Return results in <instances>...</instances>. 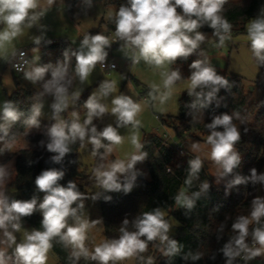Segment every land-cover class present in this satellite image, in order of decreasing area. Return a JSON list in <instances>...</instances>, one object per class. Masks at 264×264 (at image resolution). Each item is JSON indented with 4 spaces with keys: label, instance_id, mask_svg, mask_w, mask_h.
Masks as SVG:
<instances>
[{
    "label": "clouds",
    "instance_id": "obj_1",
    "mask_svg": "<svg viewBox=\"0 0 264 264\" xmlns=\"http://www.w3.org/2000/svg\"><path fill=\"white\" fill-rule=\"evenodd\" d=\"M226 2L227 0H129L128 6L122 5L115 12V36L118 41L123 42L119 50L133 64L143 61L159 69L165 64L171 65L180 58L187 59L196 53L208 39L206 34L200 31L205 26L213 30L216 47H223L225 42L232 38V25L222 15ZM48 3L52 4L53 0H48ZM37 9H40L39 0H0V24L6 26L0 30V48L11 43L21 35L25 26L32 27L33 23L44 15L46 9ZM41 39L42 37H35L34 42L38 45ZM247 39L257 65L264 66V6L250 19L247 25ZM111 45L112 41L102 33L83 36L79 50L72 53L76 59L75 73L82 83L88 79L97 64L104 65L108 56L107 49ZM199 55L203 58H198L189 65L191 73L188 77L190 85L187 92L196 97L190 107L204 108L213 101L219 106L217 94L221 88L229 87V81L217 74L203 50ZM64 56L67 60L68 51L64 52ZM50 69L51 78L43 84V92L39 93V96L50 94L54 97L51 107L57 122L46 130V148L54 153L51 161L61 163L72 151L71 145L77 141L82 145L85 141L92 145L93 156L97 155L101 148H105L106 154H110L124 141L118 129L131 126L133 131L129 139L135 151L124 159H114L107 165L101 164L93 172L96 183L105 191L130 192L137 174L135 165L147 157V153L141 151L143 144L137 134L141 126V121L137 119L142 110L141 105L127 95H116L111 100L110 108L111 114L116 117V126L109 124L98 131L93 120L103 117L109 112V108L100 103L94 93L85 102L87 115L83 122L73 113L74 118L68 123L59 119V114L67 109L69 102L68 85L71 81L66 80V63L56 67L51 64H33L24 70L23 75L35 84L44 80ZM162 77V88L151 85L148 95L152 100L159 99V102L164 104L171 98L172 89L182 76L179 69L171 68L164 71ZM114 90L115 83L105 80L100 85L99 94L107 97ZM71 98L78 99L79 92H73ZM42 107L41 103L33 105L31 115L24 121V135L28 134L29 129L40 127L38 117ZM23 115L11 101H4L0 105V144L3 145L0 147V154L13 150L16 139L10 137L9 130ZM233 115L239 118L238 113ZM233 115L225 113L214 116L212 122L205 125L209 133L206 140L210 147L208 155L217 166V175L220 178L233 174L241 163V157L235 149L241 134L233 123ZM105 141L107 143H104ZM40 144L44 146L45 142L40 141ZM192 148L199 150V143H193ZM189 165V176L185 180L187 185H191L192 177L201 170L202 160L197 156L189 161ZM8 169L9 165L0 164V264H47L48 253L54 240L65 249H70V264H79L81 258L96 264H118L133 257L145 261L142 254L148 250L149 243L154 241H159L162 255L169 259L178 255L183 247L177 240L169 238L171 226L165 219V213L156 208L133 219L131 224L134 230L131 231L128 228L130 221L125 218L117 238L105 240L89 251L86 247L88 230L102 223V219L92 220L85 216V197L76 183L69 181L67 186H62L59 181L63 179L64 171L56 168L46 169L35 178L36 189L44 193L43 198L39 199L34 195L29 200H18L6 191L7 182L11 177ZM242 183L264 185V173L252 168L248 176L236 174L226 187L230 189ZM208 188L207 182L201 185V191ZM199 195L200 192L189 196L181 191L175 200L178 206L191 210L195 205V198ZM104 199L110 200L111 197L105 196ZM37 211L42 215L40 228L26 230L23 239L18 242L15 234L21 230L23 218L30 217ZM224 228L225 225L221 223L218 230L223 232ZM231 232L233 235L219 249L225 258V264H235L238 258L247 264L248 261L264 255V197L257 196L251 200L248 214L235 218L231 224ZM202 256V253L195 252L188 253L183 258L196 262L201 260ZM211 258L215 259V255ZM145 264H154L153 258L148 257Z\"/></svg>",
    "mask_w": 264,
    "mask_h": 264
},
{
    "label": "trees",
    "instance_id": "obj_2",
    "mask_svg": "<svg viewBox=\"0 0 264 264\" xmlns=\"http://www.w3.org/2000/svg\"><path fill=\"white\" fill-rule=\"evenodd\" d=\"M264 0H227L224 5L222 15L231 23V34H237L246 30V25L250 19L254 18ZM128 6L129 0H121L118 10L121 6ZM117 10V11H118ZM115 14L103 20L108 34L115 36ZM203 33H211L212 29L203 27ZM116 37V36H115ZM51 43V45H50ZM123 42L116 41L115 45L120 46ZM45 49L56 51L55 66L66 63L68 75L66 80H70L68 92L76 79L75 65L76 59L72 55L78 51L70 41L61 40L49 42L44 45ZM68 51L69 56L65 59L64 52ZM198 49L196 53L187 59L180 58L170 65V69H179L182 80L188 79L191 70L189 65L192 61L201 58ZM264 69V66H261ZM217 74L225 77L229 81L228 88H221L218 96L219 106L213 101L204 108L193 109L190 105L196 99L190 96L186 91L179 100V113L177 116L170 117L171 123L161 117L163 123L169 127L175 128L182 126L187 132H198L202 136H208L206 124L211 123L214 116L222 114H239V118L233 115V123L240 130V141L235 145L236 151L241 157V163L233 174L226 176L227 183L233 179L236 174L241 176L250 175V169L256 168L258 172L264 171V81L259 82L262 87V97L259 100H252L250 92L246 91L243 77L226 71L216 70ZM51 78V69L46 73L44 80L37 82V86L23 85L19 76H15V90L7 95V101H11L24 113L20 121L9 130L10 137L15 139L26 129L24 121L31 115V109L41 97L39 93L43 92V84ZM139 85L140 83L136 81ZM89 90V89H88ZM88 90L77 100L76 105L69 109L71 117L67 116V122L71 123L73 113H76L81 122L87 115L85 102L89 98ZM41 131L38 133H28L26 138L31 142V146L21 149L15 161L14 175L11 180V186L21 190L22 196L18 200H29L34 196L36 189L35 178L43 170L56 168L64 171V177L59 181L62 186H67L69 181L76 183L78 189L85 199L88 196V188L93 182H96L93 175L94 169L101 164L107 165L114 156L112 153L106 154V149L98 150L94 157L92 169H81L79 161V151L83 145L80 141L71 145L72 151L67 154L59 164L51 161L54 153L46 148L48 137L46 130L55 122L42 120L38 117ZM107 112L101 118L93 120V124L98 128L105 127ZM40 141H44L42 146ZM104 143H107L106 141ZM141 151L147 153L145 158L146 166L150 172L151 179L143 181V189L127 194H109L110 200L104 197L99 202V208L104 225V234L106 239H113L119 236V228L122 221L127 218L130 223L129 230H134L131 221L143 212H149L156 208L166 210L169 216H173L178 225L170 239H175L183 247L178 255L171 259L164 257L161 253V245L158 241L150 242L148 250L142 255L145 261L152 257L159 264H225V258L219 251L233 235L231 224L238 215H247L250 210L251 200L257 196L258 183H242L228 189L226 184H215L206 165L202 162V168L196 176L192 177L191 185L185 184L189 176V161L197 156L186 154L179 156V152L168 141L156 134H145L142 141ZM103 156V159H101ZM207 182L209 188L201 191V185ZM192 196L193 193L200 192L198 198H195V205L191 210L178 206L175 197L181 192ZM227 191V195H226ZM32 228L39 229L41 226L42 215L35 212L30 217L24 218ZM225 225L224 231L220 232L219 226ZM219 237V239H218ZM250 241V238H249ZM58 257L59 264H70L68 256L70 249H65L62 244L53 241L51 249ZM200 252L202 259L196 262L185 260L183 257L188 253ZM215 255V259L211 257ZM136 258V257H135ZM136 258V264L145 263ZM85 259L81 258L79 264H84ZM235 264H245L241 259H237ZM247 264H250L247 262Z\"/></svg>",
    "mask_w": 264,
    "mask_h": 264
},
{
    "label": "rangeland",
    "instance_id": "obj_3",
    "mask_svg": "<svg viewBox=\"0 0 264 264\" xmlns=\"http://www.w3.org/2000/svg\"><path fill=\"white\" fill-rule=\"evenodd\" d=\"M120 1L121 0H90L89 4V0H53V3L49 4L48 0H39L40 9H46L44 15L33 23L32 27L29 28L25 26L21 35L15 40L6 44L3 48H0V105H2L4 101H7V95L15 90V76L20 77L23 85L37 86V83L33 84L25 79L23 73H16L11 69L10 60L12 54L16 50H27L30 57V64L27 69L33 64L39 66L51 64L54 67L56 51L50 48L45 49L42 45L49 42L68 40L79 49L80 42L85 34L94 35L97 33H105L108 35L107 37H109L110 41H112L111 47L107 49L108 56L105 62L108 64L113 62L117 65V68L103 69L100 64H97L95 69L90 73L88 79L83 83L76 75V79L68 92V107L59 114V119L67 122V116L71 117L69 109L74 107L77 100L89 89V96L96 93L98 101L109 108L106 126L111 124L115 127L116 117L110 112L111 100L116 95H127L135 102L139 103L142 108L137 116V119L141 121V126L137 131L141 143L145 134H156L165 141H168L175 148L177 145L176 143L179 142L184 147L187 154L199 156L208 168L212 181L215 184H226V177H218L217 166L209 158L208 154L210 152V147L206 144L207 136L204 137L198 132H187L182 126L178 125L175 128L169 127L168 124L163 123L161 120L162 117L166 119L167 122L171 123L172 119L170 117L178 115L179 100L187 91L190 80L186 79L177 82L172 89L171 98L168 99L166 103L161 104L159 99L152 100L148 95L151 91L150 86L157 85L162 88V73L170 70V65L165 64L162 68L158 69L145 64L143 61L139 64H133L132 61L126 58L119 50L120 46L115 45V42L112 40V34H108L103 20L115 14L118 10ZM40 9H37V11H40ZM247 25L244 32L231 34L232 38L227 40L223 47H216V37L211 33H206L208 39L201 45L200 50H203L207 54L211 66H213L215 70L226 71L243 77L246 91L250 92L251 99L254 101L262 97V87L259 82L264 81V69L261 66L259 67L252 57L249 41L247 39ZM5 27V25L0 24V30H3ZM200 31L202 30L200 29ZM35 37H42L38 45L34 42ZM105 80L115 83V90L107 97H103L99 94L100 85ZM136 81L140 84L138 85ZM73 92H79L78 99L71 98ZM219 94L220 91L217 94V98ZM53 102L54 97L50 94H45L38 99L37 103L43 105L40 118L47 122L53 120L56 123L57 120L54 118L53 109L51 107ZM103 128L104 126L98 128V131ZM40 131V128H31L28 130V133H38ZM118 131L124 137V141L121 145L114 148L112 154L114 159H124L135 151L129 139L133 130L131 126H127L119 128ZM24 133L25 131L16 138L12 151H6L0 154V164L9 165L8 170L11 173V177L6 185V191L15 199L22 196L21 190L16 189L10 184L14 175L16 156L21 149L31 146V142L27 140ZM193 143H199V150H193ZM2 146L3 145L0 144V147ZM92 151V145L85 141L79 151L81 169H92L95 157L92 155ZM179 156L183 157L184 155L179 154ZM135 171L137 174L134 186L128 193L143 189V181H149L151 179L145 160L135 165ZM218 179L219 182H217ZM88 192L87 198L83 201L84 214L87 218L92 220L102 219L99 202L104 196L109 194H127L123 191H105L103 188L99 187L96 182L91 184L88 188ZM34 195L42 199L44 193L36 190ZM93 196L97 198L92 199ZM257 196L264 197V185L259 183ZM162 211L165 213V219L171 226L168 233L170 236L175 233L178 222L173 216H169L166 210ZM37 213L41 214L39 211H37ZM24 221L23 218V226L21 230L15 234L18 242L23 239L26 230L30 231L33 229L31 225L25 224L28 222ZM69 223H71V221H69ZM105 240L107 239L104 234V225L102 221V223L88 230L86 247L89 251H92L96 245ZM248 262L250 264H264V255L258 256ZM47 264H59L57 255L51 249L48 253ZM84 264H96V262L85 260ZM118 264H136V258L133 257L118 262Z\"/></svg>",
    "mask_w": 264,
    "mask_h": 264
},
{
    "label": "built area",
    "instance_id": "obj_4",
    "mask_svg": "<svg viewBox=\"0 0 264 264\" xmlns=\"http://www.w3.org/2000/svg\"><path fill=\"white\" fill-rule=\"evenodd\" d=\"M102 34L108 36L105 33H102ZM112 40H113V42L116 43L117 38L114 35H112ZM21 53H24V55H21ZM29 64H30V57L28 55L27 50H25V49L16 50L12 54V57H11V60H10V67H11V69L14 72H16V73H23L24 70H26V68L28 67ZM101 67L103 69H116L117 68V65L115 63H113V62L110 63V64L104 62V65L101 66ZM176 144L177 145H176V148L175 149L179 152V154L180 155H186L187 152L184 149V147L181 145V143L178 142ZM141 264H145V263H141ZM154 264H159V262L154 261Z\"/></svg>",
    "mask_w": 264,
    "mask_h": 264
},
{
    "label": "crops",
    "instance_id": "obj_5",
    "mask_svg": "<svg viewBox=\"0 0 264 264\" xmlns=\"http://www.w3.org/2000/svg\"><path fill=\"white\" fill-rule=\"evenodd\" d=\"M27 69V68H26ZM25 220V219H24ZM24 222H27L26 220ZM25 224H29V223H25ZM30 225V224H29ZM28 226V225H27ZM32 227V226H31Z\"/></svg>",
    "mask_w": 264,
    "mask_h": 264
}]
</instances>
